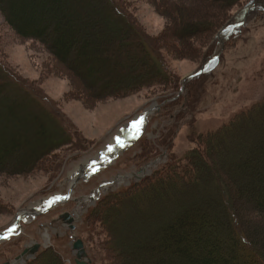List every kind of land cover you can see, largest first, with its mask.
<instances>
[{
	"label": "trees",
	"instance_id": "trees-1",
	"mask_svg": "<svg viewBox=\"0 0 264 264\" xmlns=\"http://www.w3.org/2000/svg\"><path fill=\"white\" fill-rule=\"evenodd\" d=\"M196 1H160L163 10L176 20L175 35L180 40L190 41L222 27L228 21L226 10L241 0ZM257 1L249 0L241 16L223 25L228 27L223 32L227 40L241 34L243 26L236 23L250 11H264ZM0 8L19 34L42 42L73 70L97 101L131 95L146 86L168 85L174 79L166 60L160 59L159 42H149L124 0H0ZM225 43L220 37L206 61L218 56ZM220 59L187 82L178 81L179 87L163 100L180 94L185 83L186 92L191 91ZM182 99L187 103L189 94L174 102ZM51 100L0 52V173L32 172L60 149L74 144L69 121L51 106ZM173 104L164 105L158 117H176ZM259 114H264V100L223 127L202 134L200 144L184 158L173 152L169 134L160 139L158 148L151 147L147 135L142 137L138 144L145 145V153L138 167L155 163L164 153L162 147H167L172 157L153 174L105 193L87 212L80 230L87 226L95 229L99 227L95 223L101 221L107 235L104 264H264V225L253 221L264 217V138L251 140L253 129L248 125L257 122ZM232 131L248 135L241 146L244 152L225 158L216 141ZM232 167L234 171L229 169ZM106 211L120 214L122 220L121 212L130 211L134 216L131 227L139 226L138 221L147 226L146 233L133 238L138 252L134 245H126V239L117 233L121 226ZM76 237L73 231L58 236L55 245L43 247L23 264H73L65 248L72 251ZM91 255L98 264L96 255ZM133 256L139 261L132 262Z\"/></svg>",
	"mask_w": 264,
	"mask_h": 264
},
{
	"label": "rangeland",
	"instance_id": "rangeland-1",
	"mask_svg": "<svg viewBox=\"0 0 264 264\" xmlns=\"http://www.w3.org/2000/svg\"><path fill=\"white\" fill-rule=\"evenodd\" d=\"M124 1L150 37L149 42H159L162 51L159 53L160 59L166 60L174 79L168 85L146 86L131 95L103 101L95 100L73 70L56 59L42 42L19 34L9 24L0 8L1 54L20 74L35 81L53 99L51 106L63 112L62 115L69 121L71 131L76 137L75 147L73 144L60 149L32 172L15 175L0 173V233L11 228L20 213L36 208L39 202L50 197L68 192L72 187L73 174L82 166L89 167V160L104 153L109 158L115 154L111 150L119 144L122 133L129 131L131 124L135 126L139 115L150 107L157 103L166 105V101L175 97L176 95L163 100V97L170 96L173 94L170 92L179 87L178 81H185L187 76L201 70L208 63V54L215 49L221 37V41L226 43L221 50L220 63L200 79L199 83L193 84L191 91L186 92V88L182 93L189 94L190 102L185 103L184 99L176 101L177 103L175 100L168 102L174 103L171 110L176 117L171 114L158 117L163 112L164 105L162 108L153 109L151 119H147L143 127V135H139L141 129L138 127L127 150L115 163L84 179L69 201L45 214L32 215L29 220H25L21 230L13 238H0V263L16 260L28 246L38 241L44 244L43 247L55 245L58 236L73 231L77 234L76 239L82 236L86 240L92 263L95 264V258L91 252L96 255L98 264H104L107 257V235L101 221L95 223L99 226L95 229L87 226L82 232L80 230L87 212L92 206L99 204V199L105 193L153 174L157 167L172 157L171 151L162 147L164 153L156 161L158 163L153 168L150 167L149 171L141 173L140 170L148 166L137 165L145 153V145L138 144L140 139L147 135L151 147L158 148L162 143L160 139L169 134L170 141L173 142V152L184 158L200 144L199 137L202 134L223 127L245 109L264 100V11L254 14L251 12L248 18L238 21L237 23L244 22L238 25L243 26L238 37L227 40L223 36L228 28H222L223 25L241 16L249 0H241L228 8L224 16L228 21L222 27L211 33L200 34L190 41L180 40L175 35L176 20L163 10L160 6L161 0ZM256 5L264 6V0H258ZM257 118V122L248 123L253 129L251 140L264 138L261 135L264 134V114H259ZM50 128L53 129L52 126ZM244 135L243 131H232L218 138L216 143L221 156L227 158L243 154V138L248 136ZM248 152L251 153V147ZM260 153L261 151L258 152ZM229 169L234 171L235 168ZM205 170L206 167L203 166V174ZM136 203L137 200L133 204ZM251 207L254 209L255 205ZM67 211L82 212L77 229L72 228L69 220L60 219ZM121 213L125 216L123 220L118 213L115 215L107 212V216L113 215V221L121 226L117 233L126 239V245L131 248L134 245L133 249L138 252L137 241L133 238L139 233H146L147 226L144 227L143 222L138 221L139 226L131 227L134 225V216L130 215V211ZM126 220L132 221L130 225L122 224ZM253 221L264 225V217L254 218ZM76 239L72 242V251L65 248L73 264H79L78 253L74 247ZM138 259L133 256L131 261H139Z\"/></svg>",
	"mask_w": 264,
	"mask_h": 264
},
{
	"label": "water",
	"instance_id": "water-1",
	"mask_svg": "<svg viewBox=\"0 0 264 264\" xmlns=\"http://www.w3.org/2000/svg\"><path fill=\"white\" fill-rule=\"evenodd\" d=\"M251 14V11L248 13L247 15V18L250 16ZM244 22H240V23H236V25H240ZM222 36V34H221ZM222 56V53H220L218 56H216L214 59L210 60L201 70L197 71V72H194L192 74H190L189 76H187L184 80L185 82H187L189 79L195 77V76H198L200 74H202L203 72H205L210 66L211 64L219 59L220 57ZM187 88V84L185 83L184 85V90L182 92H184ZM181 96V94H179L178 96H175L173 97L172 99L166 101L165 103L167 104L168 102L170 101H173V100H176L178 99L179 97ZM164 104H161V103H157L155 104L153 107H150L145 113L141 114L139 118H144V117H147L148 120L151 119V115L153 113V109H156V108H162ZM137 128L134 129V131H136ZM121 138V137H120ZM120 140V139H119ZM128 147V146H127ZM127 147L124 146V144H121L119 147H118V150L116 151L115 154H113L108 160H103L101 161V164H100V168L101 170L104 169V168H107L109 165L115 163L118 158L127 150ZM90 162H88L89 164ZM150 166L146 167V168H143L142 170H140L141 173H144L146 171H149L150 170ZM89 170H91V168H89ZM100 171H94L92 174L89 173L88 170H85V173H83L79 178L78 180L75 182V184L70 188V190L68 192H66L65 194L61 195L62 197H64V199L62 200H58L57 202L55 203H52V204H41L40 206L36 207L37 209H39L40 211L35 214L36 216H39L41 214H44L52 209H55L59 206L62 205V203L66 202L67 199L65 197V195L69 194L70 198L73 197V195L76 193L77 191V188L79 187L80 183L84 180V179H87V178H90L91 176H93L94 174H98L101 172ZM30 209H27L26 211H28ZM22 213H20L19 217H18V220L16 221V223L9 229L3 231L2 233H0V237H2V239H10L12 238L21 228L22 226L24 225V219L22 217ZM82 217V212H75V211H68L64 214H62L61 218L60 219H66V220H69L71 223H72V228L73 229H77L78 228V220H80V218ZM27 220V219H26ZM19 224V228L16 229L15 233L12 234V235H8V231L12 228H15L16 225ZM43 243L38 241L36 242L35 244L31 245V246H28L25 251L19 255L17 257L16 260H8L6 262H3V263H0V264H22V263H25V262H28L30 261L32 258L36 257L37 254L40 252V250L42 249L43 247ZM74 247L78 253V258H77V261L79 264H93L92 263V260L90 259V252H89V249L87 247V243H86V240L84 238H78L76 241H75V244H74Z\"/></svg>",
	"mask_w": 264,
	"mask_h": 264
},
{
	"label": "bare ground",
	"instance_id": "bare-ground-1",
	"mask_svg": "<svg viewBox=\"0 0 264 264\" xmlns=\"http://www.w3.org/2000/svg\"><path fill=\"white\" fill-rule=\"evenodd\" d=\"M152 111H154V110H152ZM135 128H138V126H137L136 124H135V126L130 125V128H129L130 131H124V132L122 133L121 138H123L124 143H127V144L130 143V141L132 140V138H133V136H134V132H133V131H134ZM121 138H120V140L118 141L119 144L115 147V151H114V152H116V151L118 150V147H119L121 144H124V143H122ZM111 151H113V150H111ZM114 152H113V153H114ZM104 155H105V153L99 155V156H98L97 158H95V159H91V160H89V162H90V163H89V167H80L79 170L76 171V172L73 174V178H72V186L75 184V182L78 180V178H79L83 173H85V170H88L89 173L92 174V173L96 170V168L100 166L101 161L105 160V159H104ZM97 161H100V164H99V165L97 164ZM89 168H91V170H89ZM57 197H61V194L56 195V196H54V197H50V198L46 199V200L43 201V202H39L36 206L38 207V206H40L41 204H44V205H46V204H47V205H48V204H52V203H53V200H54L55 198H57ZM65 197H66L67 200H69L70 195L67 194V195H65ZM39 211H40V210L37 209V208H33V209L28 210V211H24L23 214H22V217H23V219H30L32 215L37 214ZM48 238H49V239L51 238V235H50L49 232H48Z\"/></svg>",
	"mask_w": 264,
	"mask_h": 264
},
{
	"label": "snow or ice",
	"instance_id": "snow-or-ice-1",
	"mask_svg": "<svg viewBox=\"0 0 264 264\" xmlns=\"http://www.w3.org/2000/svg\"><path fill=\"white\" fill-rule=\"evenodd\" d=\"M146 123H147V117H144V118H142V119L136 121V125L141 129L139 135H143V127H144V125H145ZM121 140H122V143H124L123 138H121ZM124 146L127 147L128 144H127V143H124ZM112 150L115 151V147H114V146H113V149H112ZM104 159H105V160H108V159H109L107 153H105V155H104ZM97 164L99 165V164H100V161H97ZM100 170H101L100 167H97V168H96V171H100ZM62 199H64V197H62V196H61V197H57V198H55V199L53 200V203L57 202L58 200H62ZM17 228H19V224H17L15 228L10 229V230L8 231V235H12V234H14ZM0 238H2V237H0Z\"/></svg>",
	"mask_w": 264,
	"mask_h": 264
}]
</instances>
